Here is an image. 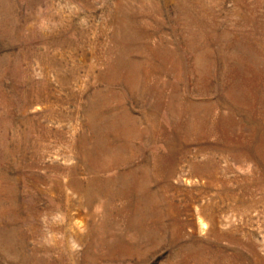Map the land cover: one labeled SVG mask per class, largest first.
Masks as SVG:
<instances>
[{"label": "rangeland", "instance_id": "obj_1", "mask_svg": "<svg viewBox=\"0 0 264 264\" xmlns=\"http://www.w3.org/2000/svg\"><path fill=\"white\" fill-rule=\"evenodd\" d=\"M0 264H264V0H0Z\"/></svg>", "mask_w": 264, "mask_h": 264}]
</instances>
